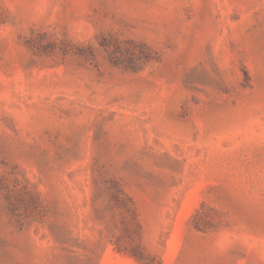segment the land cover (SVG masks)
Listing matches in <instances>:
<instances>
[{"label": "rangeland", "instance_id": "1", "mask_svg": "<svg viewBox=\"0 0 264 264\" xmlns=\"http://www.w3.org/2000/svg\"><path fill=\"white\" fill-rule=\"evenodd\" d=\"M0 264H264V0H0Z\"/></svg>", "mask_w": 264, "mask_h": 264}]
</instances>
